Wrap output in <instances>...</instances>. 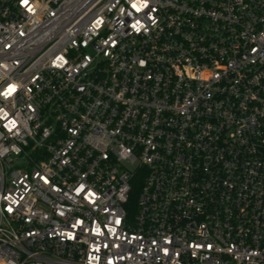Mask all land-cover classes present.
Here are the masks:
<instances>
[{
    "label": "built area",
    "instance_id": "built-area-1",
    "mask_svg": "<svg viewBox=\"0 0 264 264\" xmlns=\"http://www.w3.org/2000/svg\"><path fill=\"white\" fill-rule=\"evenodd\" d=\"M0 264H264V0H0Z\"/></svg>",
    "mask_w": 264,
    "mask_h": 264
},
{
    "label": "trees",
    "instance_id": "trees-1",
    "mask_svg": "<svg viewBox=\"0 0 264 264\" xmlns=\"http://www.w3.org/2000/svg\"><path fill=\"white\" fill-rule=\"evenodd\" d=\"M142 181H143L142 176L141 177L139 176L132 183V190L130 192L129 202L127 204L128 208L134 207V204L136 203V198H137L138 192L140 190V186L142 184Z\"/></svg>",
    "mask_w": 264,
    "mask_h": 264
}]
</instances>
